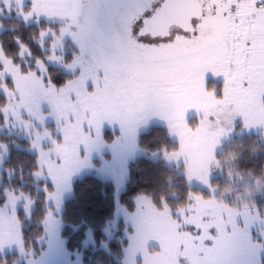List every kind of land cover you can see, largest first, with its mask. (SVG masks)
Here are the masks:
<instances>
[{
  "label": "snow or ice",
  "instance_id": "1",
  "mask_svg": "<svg viewBox=\"0 0 264 264\" xmlns=\"http://www.w3.org/2000/svg\"><path fill=\"white\" fill-rule=\"evenodd\" d=\"M179 0H18L20 12L18 16L23 18L25 7L31 9L27 19L32 20L37 27L41 21L48 25V30L41 32L44 39L55 37L62 30L53 27L58 23L68 22L71 31L64 30L62 39L71 38L75 52L73 55L78 59L79 64L69 69L73 74L76 71H82L85 67L92 68L95 71L94 76H89L85 81V90L88 87H97L98 78L103 77L107 86L108 95L114 106V111L103 119L98 125H94L87 119H79L78 111L64 110L59 106V102L49 94L36 95L32 89L16 85V79L11 71L0 72V78L3 84L7 85L11 81L14 90L9 93L5 86H0V97L12 104L13 108H19L21 114H28L32 117L33 124L28 126L26 134L32 136V127L37 129V135L40 129L47 128L50 121L54 122L55 128L48 131L45 136L39 137V144H32L34 155L37 158L36 168L49 173L47 166H41L39 158L46 154L48 159H56L58 163L63 162V157L54 151L53 138L55 143H63L69 139V134L74 132L73 123H78L80 129L86 130L89 136L95 137L91 146L81 148L86 151L83 161L79 163L88 165L90 154L96 151L101 158V167L97 170L104 176L119 182L124 175L125 165L129 156L134 152L135 145L139 143V137L143 134L142 129L149 126L153 118H159L160 126L172 129L175 124L174 109L175 95L180 67L178 62L163 61L158 62L151 58L149 54L137 50L135 54L129 48V44L134 42L137 46L145 44V38L151 41H158V44H150L148 47H160L166 43H173L183 33H188V38L201 37V39L187 53V57H206L219 55V47L227 45L229 41L240 48L239 54L245 58L251 57L259 59L264 63V0H229L227 8L218 11V6L213 5L212 15H219L225 18L229 27L224 33L223 39L215 42L207 40L201 36L198 30V24L201 17H191L192 28H184L175 25L178 31L173 34V25L167 26V31H163V24L166 18L170 16L171 11L178 6ZM11 11V9H9ZM204 13H201L203 16ZM138 25V27H137ZM15 31V29H13ZM169 37L171 39H169ZM19 45L21 41L17 39ZM46 51L45 49H42ZM236 52V47L233 48ZM23 59V57H22ZM44 67L40 63L36 65V71L41 73L40 84L47 81L50 89H54L51 76L47 74L48 68L54 61L47 56L43 58ZM4 62L0 60V68H3ZM31 67V65H28ZM214 76L220 80L221 91L217 93L213 90V95L221 97L226 95L225 87L227 76L225 73L217 71ZM205 87L207 86L208 73L204 74ZM255 77L250 75L245 81L246 87L254 84ZM67 94L68 100L77 98V92L71 85L62 89ZM259 103L264 105V87L256 90ZM47 101L48 114H43V104ZM195 112L197 116L201 115L199 109L186 108L184 110V119L187 121L188 114ZM5 115L0 113V116ZM89 115L84 111V116ZM8 121H14L11 127L20 126L24 130L23 121H17L15 116L9 111L7 113ZM239 122L243 128H251L252 122L249 120L247 112L237 113L231 122V127L227 128L228 134H232ZM106 126H110L115 136L112 144L103 142V134ZM224 127L223 124L220 125ZM169 136L174 137L177 142L180 140L178 132L170 131ZM47 142V148L46 143ZM108 149L112 153L111 160H104V150ZM76 155L79 156V151ZM73 173H68L70 180ZM45 181L44 187L39 191L45 192L46 196L55 197L56 208L61 209L62 200L59 195V184L54 175L48 174L40 177ZM14 179V175L8 177ZM3 176H0V183ZM51 185L53 191L47 192ZM211 172L209 181L204 187L210 195L219 192V188H212ZM119 193L114 186V207L118 203ZM12 205L9 194L6 190L0 188V232L7 229L13 230V222L9 218ZM187 211V210H186ZM193 211H195L193 209ZM251 212L253 209L248 208ZM256 212L260 211L257 205ZM179 215V214H177ZM7 218V223L3 220ZM30 219V217H29ZM260 229V230H258ZM24 226L20 225V242L25 247L27 242L24 240ZM103 231L107 232V229ZM199 231V229H198ZM61 230L57 222H52V227L46 231L45 236L35 243L43 247L47 242V251L40 253L39 259H36L35 248L32 250V260H25L27 253L23 252L16 244L6 246L9 251L15 250L21 259L17 264H63L67 253L65 242L61 238ZM87 236H91V229L87 230ZM255 236L264 241V220H245L244 232L234 231L232 237H216L213 240V247L207 250L204 257L205 264H235L232 259L236 252L237 244L243 248L245 240ZM87 239L82 243L87 246ZM0 264H8L7 255L0 256Z\"/></svg>",
  "mask_w": 264,
  "mask_h": 264
},
{
  "label": "trees",
  "instance_id": "2",
  "mask_svg": "<svg viewBox=\"0 0 264 264\" xmlns=\"http://www.w3.org/2000/svg\"><path fill=\"white\" fill-rule=\"evenodd\" d=\"M26 9L28 8L25 7V11ZM0 23L5 26L0 32L1 48L6 57L12 59L23 73L34 71L37 63L50 55V50L39 42L40 33L48 28L43 21L37 27L35 23H27L17 17L14 11L10 15L7 11H2ZM61 25L58 23L53 27L58 28ZM17 39L21 41L19 45ZM22 47L30 52L23 59L20 55ZM47 73L58 88L76 77L75 73L54 64L48 68ZM214 89L217 93L221 91L220 81L209 78L207 90ZM216 97L221 98L219 95ZM7 103L8 101L0 97V113H3ZM199 118L200 116L188 114L186 123L195 129L199 125ZM54 128L55 125L50 123L46 130L51 131ZM241 128V124L236 125L237 132ZM169 132L165 127L151 126L139 137L136 147L141 154L128 161V177L119 196L120 202L129 212H134L137 208L135 198L145 195L152 199L158 211L167 212L174 218L178 217L180 209L192 205L195 197L215 200L235 211L249 207L255 210L259 205L258 213L264 216V140L261 134L237 133L216 151L217 162L212 167L211 187H218L219 192L210 195L205 187L191 183L189 175L183 171L185 163H169L161 158L163 153L175 152L179 148V143L174 137L170 138ZM115 135L111 130H106L104 138L111 142ZM0 144L5 145L9 151L4 170L0 172V176H3L0 188L7 193H23L34 205L30 219L24 218L22 208L19 210L18 215L25 230L24 240L27 242L26 247L20 245L27 252L26 256L33 248L36 255H39L45 246L41 247L35 241L40 240L46 232L44 221L52 205H48L45 192L39 191L45 182L36 180L34 176L38 170L35 167L37 158L30 151L31 144L28 140L14 136L5 127L4 115L0 116ZM156 155L158 157L154 158ZM97 163L98 160H94V164ZM10 175H14V179L9 180ZM114 186L116 190L113 181L92 172L71 182L72 195L65 199L60 213V234L67 251L78 257L82 264H124L125 251L134 228L121 218L111 229L112 235L103 231L114 217ZM52 190L49 185L47 192ZM88 229H91V241L85 247L82 242L88 238ZM6 255L8 264H15L21 259L15 250ZM181 258L180 256L179 260ZM261 264H264V257Z\"/></svg>",
  "mask_w": 264,
  "mask_h": 264
},
{
  "label": "crops",
  "instance_id": "3",
  "mask_svg": "<svg viewBox=\"0 0 264 264\" xmlns=\"http://www.w3.org/2000/svg\"><path fill=\"white\" fill-rule=\"evenodd\" d=\"M12 73L16 81L22 80L19 75L15 74V71H12ZM94 75L95 74L90 76ZM84 76L85 75L77 76L60 89H50L47 87L48 94L52 95L59 102V106L62 109L71 110L73 112L78 111L79 119H87L94 125H98L114 111V106L108 95L107 86L103 78H98V84L95 90L93 87L89 90L91 86L85 90L84 85L87 79H84ZM22 82L24 84H29L31 78L25 76ZM16 85L20 87L19 84L16 83ZM68 85H71L73 90L77 92V98L68 100L67 94L62 91V89ZM40 86L42 85L40 84ZM21 89L24 90L25 88L21 86ZM30 89H32L33 92L37 90L35 87ZM207 92L209 91L207 90V86L205 87L204 78L177 81L174 109L175 124L174 127L169 130L179 133V148L175 152L163 153L161 158L165 161L171 160L176 163H185L187 165L189 160L193 157L194 148L197 145L200 134V128L198 126L193 129L186 123L184 120V110L191 107L201 111V103L204 102ZM42 107L43 113L45 109L48 110L46 100ZM85 110L89 113L87 117L84 116ZM9 111L11 112L12 108L7 104L4 108L6 117ZM189 114L195 115L196 113L190 112ZM24 115L31 117L28 114ZM15 117L18 118L17 114H15ZM17 120H19V118ZM49 123L54 124L52 121ZM25 125L26 124H24V132H19L16 127L12 130L15 134H18V138L27 139L29 142L31 140L32 143L39 144L38 136H36L33 130L32 136L26 134L28 126L26 125L25 127ZM151 126H160L159 118H153L149 126L142 129V132L146 131ZM72 128L74 132L69 134V139L67 141L55 143V139H53L54 151L58 152L60 156L63 157L62 163H58L56 159H48L46 154L39 158L41 166L46 165L49 169V173L56 177L57 183L60 186L59 192L65 189L66 193H68L71 189V182L74 179L101 167V158L96 151L91 152L88 165L79 163L83 161L84 156L87 154L86 151L80 149L91 146L95 137L89 136L86 130L80 129L78 123H73ZM106 130H111V127L106 126L104 133ZM45 135L46 134H44V136ZM118 135L119 133L115 136ZM39 137L43 136L39 135ZM113 140L111 142L106 141L103 134L104 143L110 145ZM3 146V144H0V172L4 170V162L9 155L8 149L6 147L3 148ZM78 150L80 151L77 157L76 153ZM30 151L34 153L32 144L30 146ZM140 154L141 151L137 149L135 145L134 152L129 156L127 163ZM111 158V151L105 149L103 159L111 160ZM94 160H98L97 165L94 164ZM69 172L73 173L70 180L68 179ZM49 173H45L42 169L38 168L34 176L36 180L45 182L40 177L48 175ZM53 191L56 190L53 189L51 192ZM8 194L12 205L9 218L13 222V230L9 232L7 229H4L0 232V255L14 251H9L6 248L8 245L14 243L19 247L21 244L20 225L22 224L18 215L19 210L22 208L24 210V218L29 219L34 207L33 201L25 194L14 191H9ZM193 209L195 211H193ZM151 211L153 212L150 215L142 217L140 224L134 229V234L129 239L125 251L124 264H176L178 252L182 253V257L189 258V263L187 264H205L204 257L206 252L213 247V240L211 238L232 237L234 231L238 234L242 233V228H244L245 220L248 221V216L264 218V216L260 215L254 209L251 212H249L248 209L239 212L232 211L225 209L224 206L218 203L204 200L200 197H195L192 201V205L190 204L183 207L179 211L177 218L172 217L169 213L164 211L155 209ZM3 222L7 223V218H5ZM189 227L193 228L194 234H192ZM195 231H197V233ZM152 249H154V251L157 249L158 252H152ZM256 249L262 251L260 252L262 259L264 257V241L253 236L245 241L243 248H240L239 244H237V249L232 259L235 264H253L255 263L254 251H256ZM42 251H47L46 246ZM39 257L40 254L38 255V259Z\"/></svg>",
  "mask_w": 264,
  "mask_h": 264
},
{
  "label": "rangeland",
  "instance_id": "4",
  "mask_svg": "<svg viewBox=\"0 0 264 264\" xmlns=\"http://www.w3.org/2000/svg\"><path fill=\"white\" fill-rule=\"evenodd\" d=\"M9 9H11V11H9ZM20 10H21L20 4L18 3V0H0V12L7 11V13L10 15L14 11L15 15L21 18V16L17 15V12H20ZM30 12L31 9H26V11L24 9L23 18L21 19H23L27 23H34L32 20L27 19L30 15ZM210 21H212V23L204 27V29L202 30L203 31L202 35L204 36L205 39L211 40L213 42L217 40L222 41L223 39L222 36L224 35L225 31L220 35L219 27L217 26V21L216 20L214 21L210 20ZM59 24H62L60 27H58V29H61L62 32L64 30L71 31V29H69L68 27L67 21ZM4 28L5 26L2 23H0V32H2ZM47 30L48 28L44 29L42 32ZM62 32L58 33L55 37L47 40L41 37L40 35L39 42L45 48H48L50 50V55H48V58L54 61L53 63L54 65H58L62 67L64 70L70 72L69 69L72 67H76L79 64V61L73 55L75 49L73 48L71 38L62 39ZM158 43H159L158 41H151L145 38V44L143 46H137L135 45L134 42H131L129 44V48L131 49L133 54H135V52L139 50L146 54H149L153 60L158 62H163V61L178 62L180 67L178 81L185 79L188 80V79L204 78L205 72L208 73V78L209 77L213 78L216 81H220L218 78L214 76V73L217 71L223 72L227 76V80L225 82L226 95L221 98H218L213 95V91H209L207 92V95H205L204 102L201 103V107H200L201 115L199 118L200 122L198 125L200 128V134L197 140V145L194 148L193 157L191 158V160H189V163L183 169V171L189 175L191 183L204 187V185L207 184L209 181L210 172H211V178L213 177L212 167L217 162L215 153L217 150L221 149L222 145L226 141L234 137V135H236L237 133L261 134L262 139L264 140V105H261L259 103L258 94L256 92L257 89L264 87V77H263L264 63H262L259 59H253L251 57L245 58L243 55H240L239 46L233 45L231 41H229L227 45L222 44L219 47L218 49L219 55H211L206 57H187V53L196 43L177 44L175 47H170L169 43H166L164 45H161L160 47H148V45L150 44H158ZM234 47H236V52L233 51ZM29 54H30L29 50L26 47H22V50L20 52L21 57H25ZM0 60H3L4 62V66L3 68H0V72H3L5 70L11 72L15 71V74L19 75L22 80L25 78V76L31 78V82L29 84H24L22 80L16 81V83L19 84L20 87L21 86L24 88L35 87V89L37 88V90L34 91L36 95L48 94L47 87L44 88V85H47L48 82L45 80L43 81V84H41L43 87L40 86L39 81H40L41 73L37 72L36 69L34 71H30L27 73H23L22 71H20V69H18V67L15 65L12 59L6 57V55L4 54L1 48V45H0ZM39 63L43 68L45 62L40 61ZM75 74L76 77L79 75H85L83 78L87 79L90 75L95 74V71L92 68L85 67L82 71H76ZM250 75H254L255 77L254 84L251 87H246L245 81L247 77ZM100 78H103L102 75ZM0 86H5L9 93H11L14 90V86L12 85L11 81H9L7 85H4L2 78H0ZM55 88L58 87L55 86ZM91 89L92 87L89 88V90ZM7 104L10 105V107L12 108L11 111L12 115L15 116V114H17L19 118V120H17L18 118L15 117L17 121L22 120L23 124H26L27 126L33 124V120L31 117H27L24 114L22 115L18 107L13 108L11 103L8 102ZM240 112H247L249 114V120L250 122H252L253 126L251 128H243V129L241 128L239 132H237L235 129V131L232 134H228L226 129L231 127L232 118L237 113ZM3 113L6 115L4 110ZM43 114L47 115L48 110L45 109ZM5 115H4L5 127L14 136H17L18 134H15L14 131L12 130L13 127L10 126V124L13 123L14 121L6 122L8 121V117H6ZM221 124H223L224 127H221L220 126ZM238 124L240 123L237 122L236 125ZM16 128L18 129L19 132L22 131L24 132L25 130V128L24 130H22L19 125H17ZM32 130L36 134V136L39 135L44 136V134L48 132L46 128H43L39 130V133L37 135V129L35 126L32 127L31 131ZM45 143L47 145V142ZM4 147L6 146L4 145L3 148ZM153 157L157 158L158 156L156 155ZM167 162L176 163L175 161H171V160H168ZM99 168L94 170L92 173H95L96 175L102 178L113 181L116 185V191L119 193L120 196V192L128 177L127 163L125 165L124 175L122 176L119 182L112 180L104 176L102 173L98 172L97 170ZM59 195L62 200L61 209L56 208L55 197L52 196L47 197L48 205H52V207L49 208L48 216L44 221V226L46 231H48L52 227L53 221L57 222V225L59 226L60 230L62 228L60 213L63 209V203L65 199L72 195V191L70 189V191L66 193V190L64 189L59 192ZM135 200H136L137 208L134 212H129L118 198V203L115 206L114 217L110 225H108V227L106 228L108 235H112L111 229L117 225L118 221L121 218H124V220L127 222L128 225L136 229V227L140 224L142 217H145V215H150L153 212L151 211L153 209L157 210L153 204L152 199H150L148 196L139 195L135 198ZM212 202L224 206L225 209L232 210L230 207L221 204L215 200H213ZM253 220L259 221V220H264V218L263 217L254 218L252 216H248V222H251ZM189 229L190 231H192V234H194L193 228L189 227ZM242 230L244 232V228H242ZM133 234H131L129 238H131ZM87 241H91V236H88ZM46 244L47 242H45L43 246H46L47 249L48 245ZM19 248H22L23 252L27 253L23 245H19ZM152 252H158V250L155 249L154 251V249H152ZM254 252H255L254 253L255 263L253 264H261L260 252L262 251L256 249V251ZM66 253L67 256L63 260V264H82L79 258L72 256L67 251V249H66ZM178 254L176 256L177 257L176 264L189 263V258L182 257L181 252H178ZM180 256L182 258L179 260ZM26 257H27L26 260L29 261L32 260V252L30 253V255ZM35 258L38 259V255H36ZM15 264H17V262Z\"/></svg>",
  "mask_w": 264,
  "mask_h": 264
},
{
  "label": "flooded vegetation",
  "instance_id": "5",
  "mask_svg": "<svg viewBox=\"0 0 264 264\" xmlns=\"http://www.w3.org/2000/svg\"><path fill=\"white\" fill-rule=\"evenodd\" d=\"M183 1H187L185 3H187L188 5L192 4L193 6L195 5L196 7H197V5L201 6L200 15L196 16V17H201V22L198 24V30L201 32L202 37H204L202 35V32H203L202 30L204 29V27L207 25H210L212 23V21H210V20H213V21L216 20L217 21V26L219 27V32H220L219 34L220 35L224 31L225 32L227 31L228 25H227L226 19L220 17L219 15L213 16L212 11H213V5L214 4L218 6V11L227 8L229 0H193L192 3L189 2L190 0L189 1L188 0H180L179 5H182ZM184 5H186V4H183V6ZM201 13H204V15L201 16ZM137 27H138V25H137ZM182 27L191 29L192 23H190V24L184 23V25H182ZM172 31H173V34H175L178 31V28H176L175 25H173ZM188 36H189L188 33L181 34V36L179 38H177L175 40V42L169 43L170 47H175L177 44H183V43H189V44L197 43L201 39V37H191L189 39ZM169 39H171V38L169 37Z\"/></svg>",
  "mask_w": 264,
  "mask_h": 264
},
{
  "label": "water",
  "instance_id": "6",
  "mask_svg": "<svg viewBox=\"0 0 264 264\" xmlns=\"http://www.w3.org/2000/svg\"><path fill=\"white\" fill-rule=\"evenodd\" d=\"M189 1V0H188ZM193 0H190L189 2L192 3ZM180 2V0H179ZM175 7L168 18L165 19L163 24V31H167V26L169 24L171 25H184V23L190 24V18L193 16H199L201 11V6L197 5V7L192 4L188 5L187 1H183L182 5H179ZM183 4H186L183 6ZM193 9V10H192Z\"/></svg>",
  "mask_w": 264,
  "mask_h": 264
}]
</instances>
